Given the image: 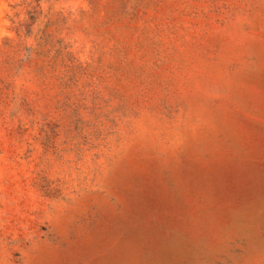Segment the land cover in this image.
<instances>
[{"label":"rangeland","instance_id":"1","mask_svg":"<svg viewBox=\"0 0 264 264\" xmlns=\"http://www.w3.org/2000/svg\"><path fill=\"white\" fill-rule=\"evenodd\" d=\"M0 264H264V0H0Z\"/></svg>","mask_w":264,"mask_h":264}]
</instances>
